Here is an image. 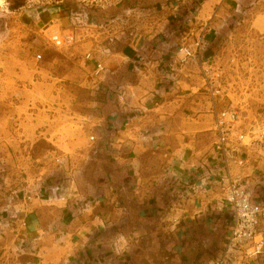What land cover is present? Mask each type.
Segmentation results:
<instances>
[{
    "label": "rangeland",
    "instance_id": "rangeland-1",
    "mask_svg": "<svg viewBox=\"0 0 264 264\" xmlns=\"http://www.w3.org/2000/svg\"><path fill=\"white\" fill-rule=\"evenodd\" d=\"M263 14L264 0H0V264H41L7 235L18 201L42 197L50 214L116 163L106 123L120 91L132 107L151 96L163 43L175 51L201 40L222 73L224 107L244 133L263 129ZM50 26L73 32L76 44L56 49L45 38ZM89 52L107 67L99 81L83 67ZM158 225L115 229L138 233L136 250L157 264Z\"/></svg>",
    "mask_w": 264,
    "mask_h": 264
},
{
    "label": "crops",
    "instance_id": "crops-1",
    "mask_svg": "<svg viewBox=\"0 0 264 264\" xmlns=\"http://www.w3.org/2000/svg\"><path fill=\"white\" fill-rule=\"evenodd\" d=\"M170 46L163 43L156 52L160 59L153 65L161 70L154 69L151 96L132 107L119 92L124 101L118 96L105 143L116 163L105 177L65 202L57 199L50 214L42 197L18 201L7 235L39 263L153 264L147 250L139 253L132 242L138 233L115 229L129 223H159L155 237L164 246L157 264H208L222 252L233 215L223 190L227 162L214 151L212 105L201 91L202 60L179 67ZM228 164L264 203V159L243 149ZM147 239L153 237L137 242ZM245 264H264V253Z\"/></svg>",
    "mask_w": 264,
    "mask_h": 264
},
{
    "label": "built area",
    "instance_id": "built-area-1",
    "mask_svg": "<svg viewBox=\"0 0 264 264\" xmlns=\"http://www.w3.org/2000/svg\"><path fill=\"white\" fill-rule=\"evenodd\" d=\"M45 29L46 40L58 50L70 48L76 44L73 32L52 31ZM112 41V40H111ZM104 49V53H109ZM203 42L197 39L192 44H183L176 48L174 63L184 67L192 60L201 59V91L209 98L214 115L213 132L215 133L214 151L227 162L225 177V205L229 207L233 222L220 255L208 264H245L254 261L264 253V235L260 232L261 219L264 215V203L254 199V190L247 177L233 176L228 160L243 149H250L260 159H264V128L246 134L241 128V120L236 111L224 107L225 91L222 73L214 68L210 59L204 57ZM83 67L89 79L99 81L106 73L107 67L96 60L92 53L83 59ZM124 101V95L119 96ZM94 141V138L90 139Z\"/></svg>",
    "mask_w": 264,
    "mask_h": 264
}]
</instances>
